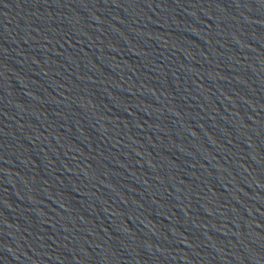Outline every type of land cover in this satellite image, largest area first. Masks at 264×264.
<instances>
[{
    "label": "water",
    "instance_id": "water-1",
    "mask_svg": "<svg viewBox=\"0 0 264 264\" xmlns=\"http://www.w3.org/2000/svg\"><path fill=\"white\" fill-rule=\"evenodd\" d=\"M0 264H264V0H0Z\"/></svg>",
    "mask_w": 264,
    "mask_h": 264
}]
</instances>
